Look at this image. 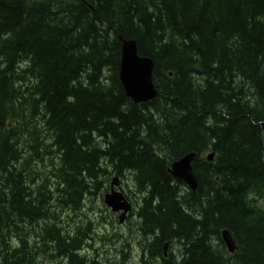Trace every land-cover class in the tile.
<instances>
[{"label": "trees", "instance_id": "1", "mask_svg": "<svg viewBox=\"0 0 264 264\" xmlns=\"http://www.w3.org/2000/svg\"><path fill=\"white\" fill-rule=\"evenodd\" d=\"M120 38L153 100L126 96ZM262 122L264 0H0V264H118L61 218L112 175L139 197L140 264H264ZM189 153L195 190L169 172Z\"/></svg>", "mask_w": 264, "mask_h": 264}, {"label": "rangeland", "instance_id": "2", "mask_svg": "<svg viewBox=\"0 0 264 264\" xmlns=\"http://www.w3.org/2000/svg\"><path fill=\"white\" fill-rule=\"evenodd\" d=\"M113 176H111V180ZM121 181L122 190L133 198V209L124 222L119 223L117 214H114L105 206L103 202L104 190L94 200L85 201V207L82 209L81 214L65 212L61 218L70 226H73L74 222L79 221V219H82L83 222H86L87 219L92 221L94 227L91 231L95 232V235H93L95 239L89 242L90 246H87L86 251H84L90 257L98 256L100 259L106 257L120 264L121 251L123 250L122 252L127 256L125 264H139L140 248L137 243L141 238L137 230V204L135 203L139 201V197L134 190L130 177H125ZM257 205L259 208H264L263 197L257 199ZM127 243L128 247H126ZM38 264L49 263L39 260Z\"/></svg>", "mask_w": 264, "mask_h": 264}, {"label": "water", "instance_id": "3", "mask_svg": "<svg viewBox=\"0 0 264 264\" xmlns=\"http://www.w3.org/2000/svg\"><path fill=\"white\" fill-rule=\"evenodd\" d=\"M121 54L119 64V79L127 97L135 103H145L156 97L157 91L152 81L153 61L149 57L140 56L137 53L134 40L120 38ZM264 135V122L260 123ZM195 154L189 153L173 162L169 172L177 179L182 180L186 185L194 190L197 182L193 174L191 162ZM213 154L208 155L211 160ZM264 165V154H263ZM105 203L113 211L122 210V215L130 210V204L124 199L122 193L114 191L105 196ZM222 239L229 253L235 250L233 238L228 230L222 231Z\"/></svg>", "mask_w": 264, "mask_h": 264}]
</instances>
